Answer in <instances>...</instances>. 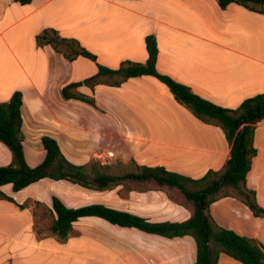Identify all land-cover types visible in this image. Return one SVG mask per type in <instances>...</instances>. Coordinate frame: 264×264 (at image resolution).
<instances>
[{"label": "crops", "instance_id": "obj_1", "mask_svg": "<svg viewBox=\"0 0 264 264\" xmlns=\"http://www.w3.org/2000/svg\"><path fill=\"white\" fill-rule=\"evenodd\" d=\"M46 28L58 31L62 37L76 39L108 69L118 68L123 61L144 63L147 59L144 37L153 34L159 50V73L223 108H237L244 100L264 93V13L237 4L221 10L216 0H32L28 5L0 0V103L9 101L16 91L22 92L23 140L39 153L37 159L30 160L24 149L31 166H37L43 159L38 141L43 135L54 137L73 164L91 162L65 152V141L73 139L70 116L77 112L76 108L93 111L99 118L107 113L116 114L124 127L132 131L130 139L137 147L130 162L133 160L141 167L162 166L176 174L199 179L209 170L222 171L229 159V145L221 128L197 120L153 77L129 79L120 87L100 84L93 90L81 87L73 91L86 98L94 97L96 108L63 99L64 86L93 76L97 68L91 61L94 66H88L83 58L81 70L84 66L91 70L78 78L70 69L73 70L80 57L68 61L49 46L37 48L35 37ZM65 117L67 123L60 124ZM35 129L36 135L31 131ZM253 144L258 152L245 178L246 186L255 192L257 203L264 208V121L256 125ZM0 149L5 160L0 162L2 167L11 162V154L1 146ZM45 181L57 183L43 179L18 193H13L10 185L1 187L15 204L0 200V264H44L49 256L50 264L64 260L70 264L75 258V251L67 244L42 239L34 233L29 213L17 206L22 193ZM132 184L153 185L128 183L115 188ZM148 189V193L138 192L145 212L99 204L152 223L182 222L190 217L191 208L178 192L156 185ZM151 191L158 198L151 196ZM52 195L58 196L54 192L49 196V206ZM250 213L235 197H220L210 207L211 217L219 227L264 246V218ZM82 220L98 219H81L74 226ZM194 247L190 236L167 239L161 242L158 253L149 249L147 257L140 256L137 262L194 264ZM188 250L193 252L189 262ZM168 254L171 256L167 258ZM218 264L241 263L221 254Z\"/></svg>", "mask_w": 264, "mask_h": 264}, {"label": "trees", "instance_id": "obj_2", "mask_svg": "<svg viewBox=\"0 0 264 264\" xmlns=\"http://www.w3.org/2000/svg\"><path fill=\"white\" fill-rule=\"evenodd\" d=\"M32 0H15L20 5H28ZM221 10L230 4L240 5L252 12L264 13V0H216ZM37 48L49 46L61 53L68 61L78 57L95 64L97 72L84 80L70 83L61 90L65 100L74 99L96 108L95 102L74 90L104 84L120 87L129 79L150 76L163 84L174 101L186 108L197 120L219 126L229 145V159L222 171H207L199 179L188 178L168 171L162 166L148 167L137 165L133 160L132 170L88 162L76 165L63 154L58 141L51 135H43L39 148L44 152L43 159L37 166L27 163L24 152V134L22 131V92L16 91L9 101L0 103V143L11 154V162L0 166V200L14 203L6 196L1 187L10 185L13 193H18L28 186L43 179L54 182L65 181L88 191L102 192L128 183H149L176 191L183 198L185 205L191 208L190 217L182 222L152 223L128 212L119 211L103 204L93 203L77 208L66 206L56 195L51 196L50 211L53 221L50 232L59 240H66L76 222L86 218H96L110 225L123 229H133L146 235L166 239L190 236L195 244L194 264H218L224 254L241 264H264V246L254 239L247 238L232 230L219 227L212 219L210 207L220 197H235L241 201L250 214L264 218V208L255 197V192L246 186L247 174L252 161L257 156L255 147L256 125L264 121V93L244 100L237 108L228 109L218 106L199 95L168 75L159 73L157 58L159 54L156 38L153 34L144 37L147 59L144 63L123 61L116 69L100 65L97 57L85 49L76 39L62 37L52 28L44 29L35 37ZM102 79L109 80L103 82ZM23 208L21 205H17Z\"/></svg>", "mask_w": 264, "mask_h": 264}, {"label": "rangeland", "instance_id": "obj_3", "mask_svg": "<svg viewBox=\"0 0 264 264\" xmlns=\"http://www.w3.org/2000/svg\"><path fill=\"white\" fill-rule=\"evenodd\" d=\"M78 60L80 61L70 71L72 75L74 74L79 78L86 76L89 70H91V67L85 68L84 66L81 70L83 65L80 62L84 59L80 57ZM86 62L90 64L88 66H94L90 61L86 60ZM102 81L108 82L109 80L102 79ZM87 98L94 100V97L91 96ZM76 105L79 104L76 103ZM76 111V113L74 111L70 116V123L74 127V132L70 131L71 138L73 139L71 141H65L67 143L65 152L69 155L72 154V157L77 159L91 160L103 165H113L115 168L117 164H122L125 169L132 170L133 165L130 159L133 150L137 147L133 146L130 139L132 131L124 127V124L118 120V116L107 113L104 118H99L93 111H85L84 109L78 108H76ZM139 115L144 116L143 113H139ZM61 122L60 124H66V117ZM52 128L54 127L52 126ZM31 131L32 134L36 135V131L38 130ZM24 144V149H26L29 159H37L39 157L37 150L30 147L28 141H24ZM0 146L6 152H9L2 143H0ZM3 156L4 154L0 149L1 163L5 161ZM151 187L153 185L148 187L146 185L145 187V185L132 184L127 188H113L104 192H93L68 182L50 184L49 181H45L30 187L22 193L20 205L23 207L21 210L29 213V217L32 219L34 233L42 239H51L61 245L67 244L75 251L76 256L71 260L70 264H138V257H147V251L149 249H154L158 253L161 242L167 239L157 236L151 237V235H146L133 229H121L98 219L80 221L74 226L69 237L62 241L50 232V226L54 217L47 201L49 196L54 192L68 206L77 207L91 203H104L111 207L131 211L143 210L145 212L146 208H142L144 203L138 200V192L143 191L148 193V190H150L148 188ZM133 192L136 193L132 195ZM151 194V196L158 198L152 191ZM176 196L174 197L177 198ZM174 197L171 199L175 201L179 199H175ZM186 254V260L189 262L192 259L193 252L188 250ZM170 256L168 254L166 257L168 258ZM157 258H159V254ZM161 259H163V256ZM50 260L51 258L49 256L48 259L46 258V263L44 264H50ZM59 264H67V261H60Z\"/></svg>", "mask_w": 264, "mask_h": 264}]
</instances>
